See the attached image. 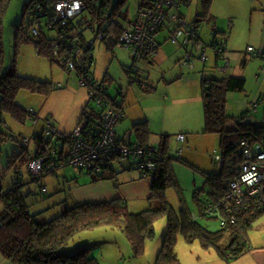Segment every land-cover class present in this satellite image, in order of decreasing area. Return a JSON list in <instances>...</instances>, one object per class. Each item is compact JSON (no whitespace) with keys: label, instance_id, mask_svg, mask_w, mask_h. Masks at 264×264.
<instances>
[{"label":"rangeland","instance_id":"obj_1","mask_svg":"<svg viewBox=\"0 0 264 264\" xmlns=\"http://www.w3.org/2000/svg\"><path fill=\"white\" fill-rule=\"evenodd\" d=\"M27 1L10 0L4 13L2 40L5 58L3 67L9 69L12 61L15 60L14 64L18 76L51 82L55 86L59 85L60 88L52 91L47 96L26 91L18 93L15 101L22 109L33 111V117L37 119L36 123H33L32 119L27 116V120L20 121L11 113L0 111V187L3 192H7L14 185L16 172L20 174L21 183L23 184L21 190L25 194H31L27 197L30 213L37 215V221L44 222L61 214L66 206L73 207L79 201L99 200L103 188L99 185L91 186L90 183H86L89 181V179L86 180L87 175L78 177L69 166L57 167L56 170L45 173L40 180L32 181V177L27 174L28 168L26 170V166L20 165L18 161L14 165H10V162H13V154L22 150L21 143L24 139L28 141L27 151L33 153V136L40 133L48 122L51 125L53 124L56 132L68 135L77 128V122L80 120L85 105L89 102V107L91 109L95 108V104L88 98L87 88H78L77 85L80 81L74 70L67 72L58 64L51 63L46 57L38 55L31 42L23 41L18 45L15 43V26L22 18V9ZM247 1L257 5L256 12H254L255 9L251 10L252 8ZM247 1L213 0L210 6V14L217 19L218 28L221 25H227L226 20L228 22V18H226V14L231 11L236 13V16L238 15L237 20L239 21V24H237L236 20L237 28L234 29V37L231 38L228 35L226 45L227 52H229L230 45L236 42V52H233V55L240 57V60H235L237 62L230 61L231 68L229 70L236 68L235 76L243 77L245 86L244 92L229 93L226 102V113L228 116L236 117L249 111L250 121L260 123L264 120V56L262 58H251L246 57L243 53H245L247 45L254 47L255 50L260 48L255 46L257 44L255 39L257 22L251 24V17L253 15L258 22L263 20L264 7L262 8V6L264 4L262 3L260 6L257 0ZM139 3L140 0L126 1L124 10L128 19L134 20ZM179 9L187 24H191L195 16L201 13L199 0H190L187 4L182 3ZM80 20V16L73 20L74 25L78 27L75 32L83 34L82 37H84L85 43L93 44L94 64L92 73L94 79L101 81L105 77L104 85L109 89V96L111 99L119 101L120 104L122 103L124 110H127L129 115L134 117L143 115L140 108L143 105V111L152 119L149 122L148 142L150 147L157 149L162 136L170 135L167 140L169 154L173 157L171 168L175 183L170 184L165 191L167 202L178 216L182 211H190L193 214L192 216L198 217L199 224L206 227L208 231L216 232L220 230L222 227H220L217 218L201 217L199 215L198 197H196L202 193L206 194L208 190L204 175L206 173H219L221 169L220 163L214 161L215 156L221 155L218 138L215 134H204L201 128L204 123L199 81V73L203 69L202 67L198 68L203 64L201 60L198 56L192 60L193 70L181 66L180 63L184 59L185 50L180 45L168 42V46L174 45L176 50L181 49L182 53L178 62H174L172 58H169L163 62L160 59V62H155L154 66H148L143 62L134 63L123 47L115 45L111 47L112 49H108L104 42L95 37L91 29L86 28V25H77ZM90 20L91 17L88 15V21ZM45 22L46 19L43 18L41 21L42 32L47 38L53 39L56 37V31H50L45 26ZM208 23L210 22L202 23L197 30L201 43L206 48V68H213L216 64V56L214 49L210 46L213 34L211 31L212 25ZM168 46L165 47V51L168 55H172L173 52ZM225 63V60H221L217 62V65L222 66ZM132 66L139 69L138 75L141 78L148 77L155 85L162 82V77H170L174 72L182 69L185 75V90L189 93L186 97V103L178 102L171 105V102L166 101L168 99H163L161 91L145 95L147 98L144 99L141 88L123 72L124 67ZM187 75L190 76V79H187ZM216 75L219 77L218 74ZM175 111L179 114L182 112L183 117L176 118L174 121L175 126L172 128L167 124V128H163L168 129L167 132L162 131L161 125H164L162 119H167V112H169L168 115L171 118ZM188 123L191 124L188 134L185 135L188 142L178 141L177 134L179 130L177 129L181 128L182 124L188 127ZM130 128L131 124H128V129ZM130 133L132 140H135L134 130ZM113 165L116 174L115 181H111L112 186H117L115 192L120 195L117 197L124 199L128 211L136 214L148 209L151 203L148 200L150 176H141L136 169V162L133 163L131 168H129V161L124 159L113 163ZM76 179H78L77 182H75ZM143 182L147 187L145 197L140 196L144 190ZM43 187L46 188L47 194ZM111 199L113 198L109 200ZM1 209L2 201L0 199ZM39 212L40 214H37ZM153 228L154 237L144 241L143 248L137 254H135L136 251L126 233H123L120 228L105 227L103 225L78 233L71 240L68 248L72 251L83 243H89L94 248L91 254H95L94 256L100 264H153L167 229V217L157 218L153 222ZM182 240V237H179L176 248L177 253L182 258L187 253H197L196 250L199 244L187 245ZM189 259L190 257L185 256L186 261Z\"/></svg>","mask_w":264,"mask_h":264},{"label":"trees","instance_id":"obj_2","mask_svg":"<svg viewBox=\"0 0 264 264\" xmlns=\"http://www.w3.org/2000/svg\"><path fill=\"white\" fill-rule=\"evenodd\" d=\"M9 1L0 0V111L2 113L3 111L9 112L20 121L27 120L26 116L32 119V121L34 119L37 121L33 117V111H26L17 104L15 100L18 93L26 91L47 96L60 87L53 85L51 82H42L18 76L14 64L15 60L12 61L9 69L3 67L5 52L2 40V27L3 16L7 10ZM51 1L53 0H28L25 2L22 9V18L15 26V43L17 45L23 41L33 43L38 55L46 57L51 63H56L67 72H70L71 69L62 62L63 60L61 61L59 56L67 51L69 52L71 45L68 43H71L76 37L79 38L83 54L82 57L75 58L76 66L74 73L79 81L81 79L86 80L85 88H87L89 96V86L96 81L92 73V66L94 64V57L92 55L93 44L85 43V39L82 37L83 34L75 32L78 27L74 25V22L69 21L68 27L65 29L67 33L65 35L66 41L58 47L59 56L54 55L53 50H51L54 39L47 38L43 32L38 37L32 36L30 33L32 26L40 16L34 7L36 4H40L45 8V5ZM126 1L81 0L83 10L78 15V17H81V20L77 25H86V28L91 29L95 37L99 38L110 49L117 45L116 40L127 29L129 24L135 23L137 14L147 5L146 2H140L134 20H129L124 10ZM181 1L177 0V7ZM212 2L213 0H199L201 13L195 16L191 24L186 23L188 25V32L196 34L198 41H201L197 30L199 26L202 23L212 22V15L210 14ZM172 9L174 8L169 10ZM169 10L166 11L162 25L154 33V37L162 29L167 18L177 22L176 28L172 30L170 35L180 27V19L183 18L168 14ZM88 15L91 17L90 21H88ZM46 16L48 17V14ZM220 33L223 34L221 31L212 29L211 47L217 44L216 36ZM67 39L69 40L67 41ZM225 40V35H222L220 42L225 45ZM178 45L186 51L187 47L185 45L179 41ZM156 51L153 54H143L139 60L129 56L134 63H139L148 57L154 56ZM245 53L248 54L246 51ZM262 54L264 55V51H262ZM196 58L197 56L194 57V59ZM222 60L225 59L223 58ZM180 65L183 66L181 63ZM193 68L194 65L190 70H193ZM134 69V66L124 67L123 72L128 75L132 82H136L141 90L150 92L149 83H144V79L138 75L140 72L138 68L135 69L136 71ZM187 69L189 68L187 67ZM200 81L204 117V127L202 130L204 134H215L217 136L221 153L220 161L218 162L221 166L220 172L213 174L206 173L204 175L206 178L205 184H207L208 190L211 191L210 199L215 201L223 196L224 190H222V184L230 177L229 169L236 164L239 158L238 146L240 142L264 143V124L262 122L253 123L249 121V117L251 116L249 111L241 113L236 118L228 116L226 113V102L229 93L244 92L245 79L239 76L231 77L228 75L217 78L209 74V76L202 75ZM98 83L103 85L105 80ZM107 97L111 100L109 92ZM111 103L116 109L121 108L120 105L113 103V101ZM99 119V111L95 110V108L91 109L88 102L81 112L77 128L82 126V133H89L92 138L91 132H96L93 124H96V121ZM133 130L139 142L138 144L146 145L150 134L148 122L141 121L135 123ZM73 132L68 135L56 132L53 124L51 125L48 122L47 126L40 133L33 136V153H29L26 149L27 147H22L19 153L13 154V162H10V165H14L18 161L20 165L26 166L27 170L31 160L42 157L44 158L42 164L43 171L59 166L65 160L67 151L71 149L73 140L70 138ZM168 138L169 135L162 136L157 148L158 156L154 159L158 164V168L150 175L151 184L148 198L149 202H151L150 207L136 214L128 211L126 202L123 199H113L108 202L76 204L48 221L39 222L37 221V215H32L29 210L30 206L27 203V197L31 194L23 193L21 190L23 185L21 183V176L16 172L13 187L7 192H3L0 188V199L2 201V209L0 210V254L2 257L15 264H100L96 257H92L91 253L94 248L89 243H83L76 249L69 250L68 245L75 235L102 225L105 227H117V229L120 228L123 233L127 234L136 251L135 254H137L143 248L144 241L154 237L153 222L159 217H167V229L161 242V248L153 264H180L175 249L179 236L187 244L197 242L203 249L213 248L215 251H219L220 254L232 258L239 256L243 251L242 249L246 245L249 246L248 238L246 237L247 231L259 215L252 217L242 215L238 217L235 224L228 225V227L221 228L216 232H210L206 227L200 226L196 221L184 215L183 211L178 216L165 198L167 187L175 183L171 168L173 157L169 154ZM120 161L116 160L113 163ZM133 163L129 162V168L133 166ZM120 165L122 166V164ZM113 166L112 164L108 168H103L101 174L94 175L88 173V175L91 177L92 182L113 180L116 174ZM18 168L16 169L19 170ZM27 174L32 177V181L40 180L44 175L41 178H35L29 172Z\"/></svg>","mask_w":264,"mask_h":264},{"label":"built area","instance_id":"obj_3","mask_svg":"<svg viewBox=\"0 0 264 264\" xmlns=\"http://www.w3.org/2000/svg\"><path fill=\"white\" fill-rule=\"evenodd\" d=\"M140 2H146L147 5L139 11L135 23L129 24L116 40L117 45L123 47L136 60H139L143 54H153L157 50L158 44L154 33L162 25L166 11L177 7V0H140ZM34 8L40 16L30 30L31 35L40 36L43 29L41 21L46 18L45 26L50 31H56L51 50L54 55L59 56L58 47L66 41L65 29L69 21L77 18L82 11L81 0H53L46 4L45 8L40 4H36ZM187 26L185 20L180 19V27L170 35L169 40L174 44L179 41L187 47L181 64L191 69L194 57L198 56L204 62L207 56H205L206 48L197 40L196 34L188 32ZM68 44L71 45L70 51L63 53L59 58L72 71L76 66L75 58L82 57L83 50L77 37ZM212 48L218 59H225L226 44L217 41ZM246 52L257 55L261 51L255 52L249 47ZM227 68L228 62L221 70L225 71ZM77 86L86 87V80L81 79ZM88 90V98L95 104V110L100 113V119L93 124L96 132H91V138L89 133H82V126L76 128L70 138L73 140L71 149L67 151L65 160L60 165L71 167L77 174L96 175L101 174L103 168L112 166L114 161L124 159L136 162V169L143 177L154 173L158 168V164L154 161L158 156V149L132 143L125 138L119 139L115 127L122 118V112L112 106L111 100L107 97V88L95 81ZM33 122L35 123L36 120L34 119ZM262 123L264 124V120ZM183 140V136H178V141ZM27 144V139H24L21 146L27 147ZM238 153L236 164L229 169L230 177L222 184L223 196L213 201L210 199L211 191L207 190L206 194L197 200L200 215L217 218L222 228L235 224L242 215L252 217L264 214V143L241 141ZM43 160L44 158L39 157L29 162L28 172L33 177L41 178L43 174L59 167H51L43 171ZM214 161L218 163L220 156H215Z\"/></svg>","mask_w":264,"mask_h":264},{"label":"crops","instance_id":"obj_4","mask_svg":"<svg viewBox=\"0 0 264 264\" xmlns=\"http://www.w3.org/2000/svg\"><path fill=\"white\" fill-rule=\"evenodd\" d=\"M233 1L236 2V1H243V0H233ZM244 1H247V0H244ZM257 1H259V5L262 3L264 4V0H257ZM189 2H190V0H182L181 2L178 3V7L174 8L172 10H169L168 14L180 16L184 20V17L181 16V14H180L179 6L182 5V3L187 4ZM247 3L252 8L251 10L253 11V9H255L254 12H256V9H257L256 6L257 5H254L252 2H248V1H247ZM263 7L264 6H262V8ZM137 9H136V13H137ZM235 14L236 13H234L233 11H231L230 13H227L226 14L227 15L226 18H228V22L226 20L227 25H221L220 28H218V26L216 24L217 19L212 15V17H211L212 22L208 23V24L212 25L211 31H212V29H214L216 31L223 32V34L222 33L217 34L218 36H216V41L220 42L222 35H225L226 40H227L228 35L231 38H232V36L234 37V34H235L234 29L237 28L236 20L238 19V15L236 16ZM232 19H233V21H232ZM262 19L263 20H260L258 22V21H256V18H254L253 15L251 17V24H254L257 22L256 23L257 24V27H256L257 34L255 37L257 44L255 46L260 47L257 50L254 49V51L255 52L261 51V52L258 53L259 56L243 53V54H245L246 57L262 58L264 56L262 54V51H264V17H262ZM237 24H239L238 20H237ZM215 25H216V27H215ZM176 26H177L176 21H172L171 19L169 20V18H167L165 20L162 29H160L158 34H156V36H155V39L158 42L159 47H158L154 56L148 57L143 61L145 64H147L148 66H154L155 62H160V59H161V62H163L169 58H172L174 62H178L182 51H181V49L176 50V46H174V45H178V43L174 44L168 40L170 33L172 32V30H174V28H176ZM218 38H219V40H218ZM226 40H225V44H226ZM168 42H170L171 44H174V45L168 46ZM166 46H168L169 49L173 52L172 55L167 54V52L165 51ZM249 47H251V46L247 45L246 50ZM252 48H254V47H252ZM235 49H236V42H233L232 45H230V47H229L230 51L229 52H227L228 50H227V45H226V55L227 56L225 57V60H226V63L228 62V68L225 71L221 70L222 68H224L225 64L222 66L217 65V62L222 60V59L219 60L217 57H216V61H215L216 62L215 67L206 68V64H205L206 62L203 63L202 66H199L198 68L202 67V69H203V71H201L199 73V81H200V78L202 75H208L209 76V74H211L212 76L217 77V78H222L223 76H227V75L234 77L236 75V73H235L236 68H234L233 70H229L231 68L230 67V61L240 60V57H237V55H233V52H236ZM237 61H235V62H237ZM243 64H244V62H243ZM216 74H218L219 77ZM184 76H185L184 71L182 69L181 70L179 69L178 71L174 72L170 77H164V78L162 77L161 78L162 82L157 83L156 85H155V83H152V81L148 77L143 78L144 83H149V86L151 88L150 92H144L143 90H141L143 95H144V99L147 98V96H145V95H149V94H152L154 92L161 91L163 93V94H161V95H163V99L164 100L168 99L166 101H169V103L171 102L170 103L171 105H174L178 102H185L186 103V97H188L189 93H187L188 91L185 90ZM187 76H188L187 79H190L189 78L190 76L189 75H187ZM192 77H194V76H192ZM239 77H241V76H239ZM102 80H105V77ZM101 81H98V82H101ZM108 92H109V89H108ZM195 95H197V93H195ZM111 101H113V103L120 105L121 108H119V110H121V112H122V118L119 120L118 124L115 127L116 136L118 138H121V139L125 138L132 143H134V142L139 143L137 139L132 140V138H131L132 135L130 132H132V130H133V125L137 122L147 121L148 126H149V122H151V120H152L151 117L147 113H145V111H143V108H142L143 105L140 107L143 115L141 114L139 116L134 117V116L129 115L127 110L126 111L124 110L122 103L120 104L119 101H117L113 98L111 99ZM168 113L169 112L166 113L167 119H164V120L162 119V123H164L165 126L161 125L162 131L165 130L166 132L168 129H163V128H167L166 127L167 124H169V126L172 128L175 126L174 121L176 120V118L180 119V117L181 118L183 117L182 112H180V114H179V112L175 111L171 118L168 115ZM186 113H187V111H186ZM236 117H234V118H236ZM249 121H250V119H249ZM253 123H256V122H253ZM128 124H131L130 129H128ZM198 125H199V122H198ZM201 125H202V123H201ZM180 127L181 128L177 129V130H179L178 131L179 133L177 134V136H180V135L183 136L184 137L183 142H186L187 139H186L185 135L188 134V130L191 128V124L188 123V127L183 126V124H182ZM203 127H204V123H203L201 128L203 129ZM177 130H175V131H177ZM202 132H203V130H202ZM148 141L149 140L147 139L146 145L150 146ZM160 142H161V140L159 141V143ZM61 166L65 167L66 165H63V164L59 165V167H61ZM74 173L76 175H78V177H83V176L87 175L86 180L89 179V181L86 182V180H85L86 183H90L91 186L92 185H99L100 187L103 188V192H102V195H101L99 200L94 199V200H85V201H81V202L79 201V202H76V204H82V203H87V202L88 203L89 202H108V201H111L113 199H122L121 197H117L120 195H117L116 194L117 192H115L117 190V186H115V185L112 186L111 181H113L114 179L113 180H104V181L102 180V181H98V182H92V179L88 174H77L76 172H74ZM77 181H78V179H76L75 182H77ZM150 184H151V177H150V183H149V188H148L149 192H150ZM143 186H144L145 191L143 190V192H141L140 196L145 197L147 195V190H146L147 187H146V184L144 182H143ZM43 188L45 189V192L47 194L46 188L45 187H43ZM115 194H116V196L113 197ZM202 195H204V194L202 193V194L198 195L197 197L198 198L202 197ZM110 198H113V199L109 200ZM198 198H197V200H198ZM198 205H199V203H198ZM68 208H70V206L64 207L63 212ZM37 214H40V212ZM183 214L188 216L189 219H195L196 222L199 224L198 217L192 216L193 214L190 213V211H187V212L185 211ZM199 215H200V212H199ZM40 217H41V215H40ZM251 225L252 226L248 229L247 236H246L248 238V245L249 246L246 245V247H244L242 249L243 251L241 252V254L239 256H237L236 258H232L230 256L220 254L219 251H215L213 248L203 249L200 245H198L199 247L196 250L197 253L193 254V252H192V253H187V255H185V256L190 257V259L188 261L185 260V256H184V258H182L180 256V254L177 253V250H176L177 257L179 259L180 264H264V214H261L258 217H256V219L252 222ZM179 237H181V236H179ZM179 237H178V239H179ZM178 239H177L176 248H177V245L179 243ZM193 244H199V243L195 242ZM187 245H190V244H187ZM201 253H203V254H201ZM91 255H92V257H95L94 256L95 254H91ZM0 264H15V263L4 259L2 257V255L0 254Z\"/></svg>","mask_w":264,"mask_h":264},{"label":"water","instance_id":"obj_5","mask_svg":"<svg viewBox=\"0 0 264 264\" xmlns=\"http://www.w3.org/2000/svg\"><path fill=\"white\" fill-rule=\"evenodd\" d=\"M82 10H83V8H82Z\"/></svg>","mask_w":264,"mask_h":264}]
</instances>
